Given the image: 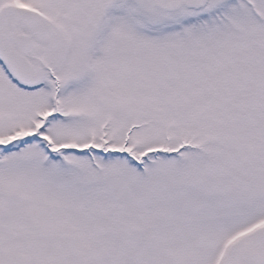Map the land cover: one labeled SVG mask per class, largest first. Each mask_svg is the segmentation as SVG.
<instances>
[{"label": "snow or ice", "instance_id": "obj_1", "mask_svg": "<svg viewBox=\"0 0 264 264\" xmlns=\"http://www.w3.org/2000/svg\"><path fill=\"white\" fill-rule=\"evenodd\" d=\"M0 264H264V0H0Z\"/></svg>", "mask_w": 264, "mask_h": 264}]
</instances>
